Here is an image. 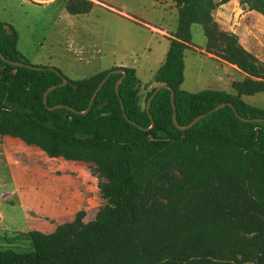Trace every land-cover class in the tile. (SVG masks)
<instances>
[{
  "label": "trees",
  "instance_id": "1",
  "mask_svg": "<svg viewBox=\"0 0 264 264\" xmlns=\"http://www.w3.org/2000/svg\"><path fill=\"white\" fill-rule=\"evenodd\" d=\"M174 1L178 25L144 101L137 70L119 67L127 71L119 94L122 73H114L90 110L76 112L88 108L100 82L118 68L112 67L79 80L60 71L69 82L51 89L45 104L46 90L63 76L0 57V135L36 145L50 157L95 163L107 180L100 184L107 203L93 219L85 221L81 209L53 232H22L33 250L0 247V264H264V121H243L229 105L209 113L231 102L243 117L264 118L263 107L243 98L264 92V63L215 20L213 12L229 0ZM242 2L264 15V0ZM93 3L67 0L66 9L83 13ZM193 24L203 26L207 52L245 73L233 82V92L182 89ZM17 43V31L0 20L1 52L27 62ZM160 84L175 92L180 125L204 117L179 129L171 89L162 87L150 104L155 125L149 128L147 102ZM58 104L65 106L50 108Z\"/></svg>",
  "mask_w": 264,
  "mask_h": 264
},
{
  "label": "rangeland",
  "instance_id": "2",
  "mask_svg": "<svg viewBox=\"0 0 264 264\" xmlns=\"http://www.w3.org/2000/svg\"><path fill=\"white\" fill-rule=\"evenodd\" d=\"M66 1L0 0V20L17 31V48L24 59L30 64L57 68L73 80L112 67L135 68L141 79L144 101L147 91L155 85L154 74L164 62L170 44L171 36L159 30L169 31L170 35L174 33L171 31L178 25L177 9L157 0H93L87 12L71 14L66 9ZM205 42L203 26L193 24L192 47L185 50L186 73L182 89L197 92L212 88L233 92L231 82L241 80L242 76L200 52ZM243 98L264 108V92ZM31 157L30 153L19 149L7 164L6 157L0 156L1 248L32 251V242L22 235L29 230L24 214L42 212L48 199L54 196L46 190L43 178L37 173V159L32 161ZM39 159V169H49L43 158L39 156ZM84 166L86 174L80 170L76 174L89 178V206L93 209L85 217V221H89L107 203L100 189V184L107 180L98 174L95 163L84 161ZM13 187L17 188L15 195L10 192Z\"/></svg>",
  "mask_w": 264,
  "mask_h": 264
},
{
  "label": "crops",
  "instance_id": "3",
  "mask_svg": "<svg viewBox=\"0 0 264 264\" xmlns=\"http://www.w3.org/2000/svg\"><path fill=\"white\" fill-rule=\"evenodd\" d=\"M171 1H173V4ZM159 2L165 4L171 9H177L178 11V7L174 0H163ZM213 16L220 26L222 25V28L236 33L239 36L240 43L259 61L264 63V15L255 10H250L247 4L243 3L242 0H229L226 3L219 5L213 12ZM155 30L159 29L155 28ZM175 30L171 32H175ZM159 31L164 35L172 36L169 31ZM205 46L206 42L200 50L195 47L193 48L206 53L208 57L215 59L221 65L232 68L242 76V79H244V72L238 69L235 65L207 52ZM190 47H192V44ZM233 82L234 81H232L231 84H233ZM19 149L23 152L30 153L32 156V159L30 160L33 161L34 159H37V161H35L37 173L43 178L46 190L54 194L53 197L48 199L49 203L42 209V212L24 214L29 230L35 229L50 233L55 230L58 224L72 221L79 210L84 209L86 211V216L89 212L93 211V209L91 210L92 207L89 206L91 198L88 196V187L90 185L89 178H82L80 174H76L77 172L79 173V170L86 174L84 161L50 157L44 150L36 145H29L20 138L10 135H0V156L4 155L6 157L7 164L9 162L11 163L12 154H15L16 150ZM39 156L40 158H43L44 162L49 166V169H39L41 168V160H38ZM49 159H53L54 162L51 160V162H49ZM0 161H2V158H0ZM57 171L61 173H57ZM14 191L17 192L16 187H13L10 191L11 195L16 194ZM19 205L21 207L23 206L20 198Z\"/></svg>",
  "mask_w": 264,
  "mask_h": 264
},
{
  "label": "water",
  "instance_id": "4",
  "mask_svg": "<svg viewBox=\"0 0 264 264\" xmlns=\"http://www.w3.org/2000/svg\"><path fill=\"white\" fill-rule=\"evenodd\" d=\"M4 27H5L6 29H8V28H9V25L4 24ZM0 57H1L2 60L6 61V62H8V63H10V64H13V65L24 66V67H28V68H31V69H34V70H43V69H45L44 66H39V65L30 64V63L25 62V61H16V60L8 59L6 56L3 55V53L1 52V50H0ZM49 68L52 69V70H54V71H56L58 74H61V72H60L59 69L54 68V67H49ZM114 73H122V76L118 79V81H117V83H116V91H117V93L119 94V92H120V91H119V84H120V82L124 79V77H125L126 74H127V71H126L125 68H117V69H112V70H110V72H108V74L105 76V78L100 82V84H99V86L97 87L96 91H95L94 94L92 95V98H91V100H90V103H89L88 108H87L86 110H84V111H76V110H75V111L78 112V113L86 114V113L90 110L91 105L93 104V102H94V100H95L96 94H97V92L100 90V88H101V86L103 85V83L107 80V78H108L111 74H114ZM61 75H62V74H61ZM62 76H63V81H62L61 83H59V84H55V85H52V86H50V87L46 90V92H45V94H44V103H45V104H47L48 93H49V91H50L51 89H53V88H55V87H57V86L66 85V84L69 82V80H68V78H67L66 76H64V75H62ZM74 87H76V85H74ZM162 87H167V88H170V89H171V102H172V106H173V120H174L176 126H177L179 129H182V130L188 129V128H190L191 126H193L197 121H199L202 117H204L205 114H201L200 116L194 118V119H193L191 122H189L187 125H180V124L177 122V120H176L175 92L173 91L172 87H170L169 85H167V84H160V85H158V86L155 88L154 92H153L152 95L149 97L148 102H147V109H148L149 115H150L151 120H152L151 126H150L149 128H152V127H154V125H155V120H154L152 114L150 113V104H151V102H152L154 96L157 94V92H158ZM121 103H122V107H123V110H124V102H123L122 99H121ZM225 105H229V106H231V107L234 109L236 115H237L241 120H243V121H246V122L264 121V118H246V117L241 116V115L238 113V111L236 110L235 106H234L231 102L218 104L217 106H215L214 108H212V109L209 111V113H212V112H214V111L220 109L221 107H224ZM62 106H65V105H63V104H58V105L53 106V107H50V108L52 109V108H57V107H62ZM102 106H103V105H102ZM68 107H69L70 109H72V107H70V106H68ZM73 110H74V109H73ZM124 116H125L126 118H128L125 112H124ZM129 121H130L131 123H133L134 125H137V126H139L140 128H142L140 125H138V123H137L136 121H133V120H129ZM149 128H145V129H149Z\"/></svg>",
  "mask_w": 264,
  "mask_h": 264
},
{
  "label": "built area",
  "instance_id": "5",
  "mask_svg": "<svg viewBox=\"0 0 264 264\" xmlns=\"http://www.w3.org/2000/svg\"><path fill=\"white\" fill-rule=\"evenodd\" d=\"M0 216H1V213H0Z\"/></svg>",
  "mask_w": 264,
  "mask_h": 264
}]
</instances>
